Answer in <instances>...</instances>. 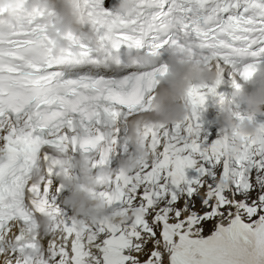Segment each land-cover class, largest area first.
Here are the masks:
<instances>
[{
	"label": "snow or ice",
	"instance_id": "snow-or-ice-1",
	"mask_svg": "<svg viewBox=\"0 0 264 264\" xmlns=\"http://www.w3.org/2000/svg\"><path fill=\"white\" fill-rule=\"evenodd\" d=\"M173 52L218 75L163 123ZM219 60L264 68V0H0V264H264V124L201 120Z\"/></svg>",
	"mask_w": 264,
	"mask_h": 264
},
{
	"label": "clouds",
	"instance_id": "clouds-1",
	"mask_svg": "<svg viewBox=\"0 0 264 264\" xmlns=\"http://www.w3.org/2000/svg\"><path fill=\"white\" fill-rule=\"evenodd\" d=\"M169 65V74L161 78L153 103V114L163 123H170L173 120L183 118L185 109L182 104L177 103V100L185 94L192 83L214 81L218 75L204 63L189 60L187 57H180L175 52L170 55ZM245 84L253 87L255 91L248 93L241 87L237 89L236 95L246 101L250 111L261 112L264 110V68L258 70L253 78L245 80ZM235 115L231 107L225 104L223 125L227 127L236 126ZM255 131L256 125L253 121H247L241 126L242 135L251 134Z\"/></svg>",
	"mask_w": 264,
	"mask_h": 264
},
{
	"label": "rangeland",
	"instance_id": "rangeland-1",
	"mask_svg": "<svg viewBox=\"0 0 264 264\" xmlns=\"http://www.w3.org/2000/svg\"><path fill=\"white\" fill-rule=\"evenodd\" d=\"M252 198L255 199L256 198V193L253 192L252 194ZM181 204H183V201H181ZM195 208L198 210V211H204L206 209H203L201 207V203H200V199L199 198H196V201H195ZM214 224H215V221L213 222H209L205 225V231L206 233H209L211 232L212 230H214Z\"/></svg>",
	"mask_w": 264,
	"mask_h": 264
},
{
	"label": "bare ground",
	"instance_id": "bare-ground-1",
	"mask_svg": "<svg viewBox=\"0 0 264 264\" xmlns=\"http://www.w3.org/2000/svg\"><path fill=\"white\" fill-rule=\"evenodd\" d=\"M226 71V69H225ZM222 76V83L220 84V87H224V83H225V75L223 73H221ZM213 83V81H208V84L211 86ZM264 111V110H263ZM211 234V232H209L207 235ZM206 235V234H205Z\"/></svg>",
	"mask_w": 264,
	"mask_h": 264
}]
</instances>
